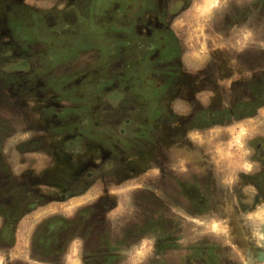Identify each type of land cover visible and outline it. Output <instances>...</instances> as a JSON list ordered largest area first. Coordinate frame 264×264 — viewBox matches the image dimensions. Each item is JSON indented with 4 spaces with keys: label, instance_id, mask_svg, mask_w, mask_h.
<instances>
[{
    "label": "rangeland",
    "instance_id": "obj_1",
    "mask_svg": "<svg viewBox=\"0 0 264 264\" xmlns=\"http://www.w3.org/2000/svg\"><path fill=\"white\" fill-rule=\"evenodd\" d=\"M66 1L0 0V264H264V199L256 202L255 189L241 178L255 167L253 140L264 134V84L259 92L251 88L264 76V0H185L179 16H173L185 91L195 86L190 100L224 121L211 129L197 122L184 91L169 106L179 121L164 126L162 103L135 96L127 87L132 85L128 72L123 80L115 77L120 63L127 66L128 57H115L118 46L130 55V34L114 33L112 0ZM32 10L43 29L26 44L45 62L36 60L33 77L15 76L24 66L10 65L6 58L21 57L15 50L21 40L15 44L5 32L8 22L32 19L27 14ZM127 16L121 17L122 26ZM155 85L162 90L161 80ZM117 92L120 107L134 103L141 113L150 110L147 129L156 142L149 150L134 146L133 156L124 153L116 175L101 178L83 197L64 201L66 181L85 165H74L59 151L64 137L48 130L46 108H70L63 121L69 117L78 126L76 109L87 108L100 121L105 106H117ZM165 132L169 138L178 132L183 140L163 147ZM100 154L87 155L100 162ZM164 169L173 182L196 172L212 175L217 208L194 209L188 199L171 193L164 187ZM147 190L164 203L156 198L148 207ZM84 208L90 209L80 217L76 234L64 233L35 248L51 214L74 218Z\"/></svg>",
    "mask_w": 264,
    "mask_h": 264
},
{
    "label": "flooded vegetation",
    "instance_id": "obj_2",
    "mask_svg": "<svg viewBox=\"0 0 264 264\" xmlns=\"http://www.w3.org/2000/svg\"><path fill=\"white\" fill-rule=\"evenodd\" d=\"M57 1L61 2L63 0ZM138 1L112 0V4L115 3L113 7L111 5L114 19V33H119L120 35L122 32L130 34V39L127 43L130 55L120 50V46H118L117 56L115 57V59L119 58L118 61H121L123 55H125V59L128 57L127 66L123 69L122 63L119 62L121 67L117 69L118 71L116 70L117 75L115 77L123 80L121 77L128 72L127 77L130 78L129 81L132 82V85L127 87H130V91L133 94L135 93V96L140 95L139 98L146 96L155 97L156 105L161 102L162 110L159 114H162L161 119L163 121L165 120V123H162L164 126L168 125L170 127L179 121L177 113L173 112L174 108L169 109V106L171 100L179 94L181 95L182 91L186 95V97H183V100L188 101L191 110H195L194 115H196L197 122L201 123L204 121L203 128L211 129L212 126L223 123L222 118L219 121L216 120V111L206 110L201 107L198 101L190 100L194 99L190 95L196 89L195 86L188 93L187 90L185 91L184 80L181 77L182 72L177 63L179 44L172 31L173 16H179L185 0H140V4H138ZM66 2H69L68 5H71L75 1L67 0ZM133 6L139 9L133 10ZM67 9H71V6ZM30 13L33 14L32 19L26 17L27 19H20L17 22L14 20L13 22H8L5 32V38H13L12 40L15 41V44H17L18 40H21L18 41L20 44H17L15 47V50L20 52L21 57L13 60L6 58V61L10 65L20 64L24 66V68L18 69L17 72L12 74L15 76L18 74H26L28 77H33L34 75H31L30 72L36 71V69L31 68L37 67L34 66V63L37 61L45 62L39 58V55L42 56V54L38 52L32 53L29 51L30 46L26 44L27 39L32 38L33 34H39L43 29L40 26L38 12L34 10L27 12L28 15ZM126 16L128 20L122 26L121 17ZM47 28L53 31L50 25ZM45 29L46 27H44ZM115 67L117 68L116 65ZM251 70H254V68ZM259 78L260 80L256 83H251L255 85L251 87L252 89L255 87L258 88L256 89L257 92L262 90L261 87L264 84V76ZM158 80H161L163 85L161 91L155 85ZM124 81H127V79ZM254 94L255 97L259 96L256 93ZM115 95L116 97L113 99L116 100L115 104L117 103V106H105L102 119H99L100 121H94V117L97 119V115H93L87 108L76 109V113L81 118L78 126H72L73 122H70L69 117H67L68 122L63 121L66 120L65 117L68 115L69 110H71L70 108L65 106H60L57 109L54 107L46 108L47 112L46 114L44 113V116L49 123L48 130L53 134L64 137L62 138L59 151L70 156L74 165L76 162H81L85 165L81 166L84 167L81 173L72 175L66 181L64 191L60 194L61 199L64 201L83 197L98 180L106 176L116 175L121 168V158L124 153L130 155V157L133 156L132 149L134 146H144L148 149L156 142V138H151V133L149 134V130L147 129L152 121L151 116H153L151 115L152 113H149L150 110H143L142 114L140 112L141 108L136 105L134 106V103L124 104L123 107L126 108L124 109L122 106L120 107L122 102H118L121 99L120 92L115 93ZM146 102L144 103L147 104ZM251 104L248 106H252ZM135 113L139 114L133 116ZM144 114L145 116H143ZM127 127L130 128L129 134ZM182 140L183 138L178 132L170 138L168 132H165L162 136L161 143L163 147H168L169 143H180ZM89 151L100 152L102 160L100 162L94 161L87 155ZM162 153L166 160H169V148H164ZM252 158L255 167L253 168L251 166V169L245 170L241 178L245 184L248 183L255 189V201L260 202L264 199V134H259L254 138ZM163 171L164 176H166V180H164L165 185L163 184L164 187L167 190L169 189L171 193L174 190L179 198L188 199L194 209H200L201 206H208L206 207L207 209L217 208V206L215 207V203L213 204L215 200L213 198L216 195L212 192L215 189L214 183L212 182V175L203 177L196 172L193 173L192 177H177L176 181L173 182L172 180H168V175L165 174L167 170L164 169ZM130 175L133 174L130 173ZM165 188H162V193L164 192L169 196L170 193L165 191ZM241 188L243 189V187ZM156 198L164 203L162 198L152 193V191L147 190L145 202H147L148 207L153 205ZM37 201L39 199H36ZM35 203L30 205H34ZM89 209L84 208L74 218L73 216L66 218L63 214H51L36 235L34 240L35 248L40 250L46 245V241H58L64 233L76 234V225L80 224V217L88 213ZM64 215L66 216V214ZM90 258L91 256H88V259Z\"/></svg>",
    "mask_w": 264,
    "mask_h": 264
}]
</instances>
